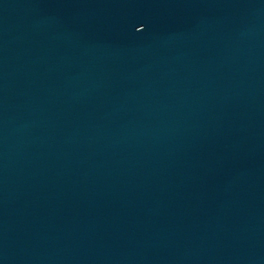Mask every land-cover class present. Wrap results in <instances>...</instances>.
Masks as SVG:
<instances>
[{
  "label": "water",
  "instance_id": "1",
  "mask_svg": "<svg viewBox=\"0 0 264 264\" xmlns=\"http://www.w3.org/2000/svg\"><path fill=\"white\" fill-rule=\"evenodd\" d=\"M0 264H264V0H0Z\"/></svg>",
  "mask_w": 264,
  "mask_h": 264
}]
</instances>
